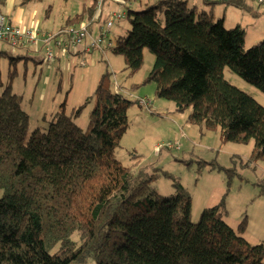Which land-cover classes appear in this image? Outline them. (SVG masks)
I'll list each match as a JSON object with an SVG mask.
<instances>
[{
    "label": "trees",
    "instance_id": "obj_1",
    "mask_svg": "<svg viewBox=\"0 0 264 264\" xmlns=\"http://www.w3.org/2000/svg\"><path fill=\"white\" fill-rule=\"evenodd\" d=\"M29 1L36 0L21 3ZM97 2L84 3L65 26L91 20ZM124 14L130 28L109 51L123 57L129 75L149 50L154 61L141 84L154 82L159 98L180 112L190 108L193 124L219 127L224 141L253 140L252 157L264 158V107L223 76L228 67L264 92V40L245 49L239 25L225 27L186 0H156ZM90 100L69 114L61 104L45 128L28 134L21 96L10 85L1 92L0 264H264V243L243 236L244 222L234 230L223 218L224 198L193 222L191 196L176 176L167 173L174 192L162 195L152 184L155 170L134 172L115 158L132 101L111 89L108 69L81 127L73 117Z\"/></svg>",
    "mask_w": 264,
    "mask_h": 264
},
{
    "label": "rangeland",
    "instance_id": "obj_2",
    "mask_svg": "<svg viewBox=\"0 0 264 264\" xmlns=\"http://www.w3.org/2000/svg\"><path fill=\"white\" fill-rule=\"evenodd\" d=\"M8 1L0 0L2 13ZM21 1L15 0V6L23 9L22 17L27 21L33 17L32 26L42 31H56L65 26L67 18L80 13L84 3L89 2ZM125 1L124 11H127L129 3L135 10L146 6L139 4L138 0ZM248 2L251 7L243 10L222 1L213 5L215 19L225 14V27L239 25L244 30L245 49L264 40V4L257 0ZM201 3V0H196L198 11L201 10ZM210 8L211 5H206V10ZM92 21L97 22V16ZM119 23L109 34L112 40L125 35L130 28L125 18ZM117 25H122L124 29ZM0 50V94L10 85L11 91L21 96V107L29 117L28 134L36 128H45L48 120L60 110L61 104L64 103L65 113L69 114L73 107L89 97L91 100L73 117L74 122L85 127L94 104L96 85L102 72L108 69L111 72V89L132 101L127 111L129 126L114 148L115 158L134 172L139 169L155 170L157 175L152 184L162 195L173 194V180L168 174L176 176L191 196L190 217L193 222L198 220L204 207L213 206L224 198L223 218L228 225L237 230L244 222L243 236L252 244L264 243V158L252 157L253 140L246 143L224 141L219 127L207 129L193 124L188 121L190 108L180 112L172 101L159 98L154 82L141 84L154 61V55L149 50L144 49L143 64L132 75L125 68L123 57L109 50L107 56L97 49L87 54L65 53L62 56L55 51L50 66L44 61V51L34 52L30 45L13 51L8 43L0 41ZM83 59L85 63L81 65ZM223 76L264 107L262 90L228 67L223 69ZM140 98L146 99L148 105L138 104ZM71 238L78 241L76 233ZM56 249L53 248V251ZM87 264L95 263L89 259Z\"/></svg>",
    "mask_w": 264,
    "mask_h": 264
},
{
    "label": "built area",
    "instance_id": "obj_3",
    "mask_svg": "<svg viewBox=\"0 0 264 264\" xmlns=\"http://www.w3.org/2000/svg\"><path fill=\"white\" fill-rule=\"evenodd\" d=\"M264 4V0H258ZM102 7V0H98L96 5V12L92 19L85 21L78 25L63 26L56 31H42L37 26H22L14 24L7 20L3 14L0 13V41L7 42L12 50L16 48H23L30 45L37 50L44 51V61L50 64L54 60V53L57 51L60 56L65 53L87 54L97 49L103 51L113 45V40L108 38L110 29L114 22L124 18L125 14L113 11L111 12L103 25L100 26L98 34L90 36V24L93 19L100 14ZM84 59L81 65H84ZM138 104L148 105V101L144 98L138 99Z\"/></svg>",
    "mask_w": 264,
    "mask_h": 264
},
{
    "label": "crops",
    "instance_id": "obj_4",
    "mask_svg": "<svg viewBox=\"0 0 264 264\" xmlns=\"http://www.w3.org/2000/svg\"><path fill=\"white\" fill-rule=\"evenodd\" d=\"M154 1H156V0H138L137 2H139V4H141V5L142 4L146 5V4L151 3V2H154ZM221 1L224 2V3H226V4H229V5L233 6L231 3H229L228 0H201V2H202L201 3V10L210 11L213 14V16H214V13H213L214 6L213 5H216L219 2H221ZM186 2H187V5L189 7H195L196 10H197V7L198 6L196 5V0H186ZM247 2H248V0H247ZM7 5L8 6L5 9V12L4 13H2V11L0 10V13L3 14L7 20L13 22L14 24L22 25V26H29V25L34 24L33 17H31L29 19V21H27L25 17H22V14H23L24 11H23L22 8L15 6V0H9L8 3H7ZM125 5H126V1L125 0H105V1H103L102 7H101V10H100V14L97 13V16L100 15L102 17V19L100 17V18H98V21L97 22H94V21H92L93 23L91 22L92 24L89 27L90 36L97 35L98 34V31L100 29V26L103 24L104 19H106V17L111 12L118 11V12H121V13H125L126 11L122 10V7H124ZM206 5H211L210 10H206ZM127 7L131 8V9H135L134 6L131 3H129V5H127ZM233 7L243 10V9L249 8L251 6H250V3L248 2V6L246 8L235 7V6H233ZM103 13H104V15H103ZM218 18H222L223 21H224V23H225V19H226V15L225 14H222ZM119 22H120V20H117L116 22H114V24L111 27L110 33H109L110 35L112 33L113 26L116 23L117 24H120ZM117 27H120L121 30L124 29L122 27V25H117ZM115 31H116V33H119L117 30H115ZM110 35H108V38H110ZM32 48H33L34 52H37L38 53L40 51V50L35 49L34 47H32ZM107 50H109V48L108 49H104L103 51H100V50L99 51H100L101 54L107 56ZM48 66H50V65H48Z\"/></svg>",
    "mask_w": 264,
    "mask_h": 264
}]
</instances>
